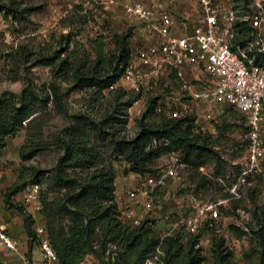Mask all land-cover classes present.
<instances>
[{
	"label": "rangeland",
	"instance_id": "1",
	"mask_svg": "<svg viewBox=\"0 0 264 264\" xmlns=\"http://www.w3.org/2000/svg\"><path fill=\"white\" fill-rule=\"evenodd\" d=\"M195 2L196 0H179L175 12L181 14V7H184L197 15ZM82 12L81 0H0V111L10 114L12 104L17 103L18 96L26 87H31L38 93H50L48 88L52 82H57L65 94V106L71 114L92 110L103 114L112 108L114 97L110 93L111 89L105 91L104 98L95 96L93 89L70 91L72 74L56 77V63L47 65L44 61L54 52L69 46L68 52L62 54L61 58L70 57L69 62L72 65H84L87 70L102 60L103 67L108 68L117 50V37L131 33L129 42L133 48L143 41L135 35L134 23L123 16L120 7L115 8L112 13L101 14L98 18L92 12ZM243 35H246L247 39L252 38L251 31L244 32ZM100 38L103 40L101 44L98 41ZM101 48L103 57H99ZM173 81L172 86L178 91L181 101H188L183 94L181 83ZM116 88L134 92L123 80L116 83L113 89ZM171 91L146 95L140 114L135 110L129 113L132 101L126 112L127 123L122 129V134L129 138L135 136L137 126L150 109L151 102H154V110L145 122L158 126L168 120L160 109L166 108L163 99L172 97ZM135 97L138 96L134 94L133 100ZM191 110L190 114L181 119L195 118L197 113L203 112L204 106L195 103L191 105ZM194 123L195 133L207 141L212 152L204 153L199 160V166L187 165L180 170L179 174L184 179L185 186L179 194L185 195L190 187H193L200 200L216 202L226 197L225 189L236 182L240 171L247 164L248 144L245 138L248 133V120L245 114L229 109L224 116L214 121L200 120V123H196L194 120ZM69 125V119L58 111L51 95L48 101L35 104L33 116L25 121L16 133L7 136L5 147L0 148V225L12 228L18 242L16 252L7 251L0 246V264H43L39 245L34 246L30 256L29 238L23 228V217L17 209L5 206V193L20 181L21 184H26L25 189L13 199L36 216L35 228L43 224L41 195L45 193L51 200H61L65 194V191L51 189V177L64 155L57 145V139ZM110 142L108 138L100 144L101 158L107 163L113 160L108 148ZM34 148L44 150L26 161L22 160L21 152L27 154ZM171 155L164 153L155 161L153 169L157 171L167 167L171 163ZM113 166L118 187L123 184L127 189L132 184L127 180L128 164L119 159ZM43 172L45 175L37 177L38 173ZM35 185L40 188L39 203H29L26 201V194ZM229 211L230 216L238 217L245 213L251 218L246 225L247 235L239 236L228 225L199 238L197 248L201 249L205 258L203 264H214L212 246L216 238L226 240L227 248L233 253L234 264L258 263V232L264 224L263 177L255 179L252 189L243 190L242 197L230 204ZM174 221L173 215L162 217L154 214L148 225L153 226L154 232L160 235L166 232ZM192 238L194 236L182 243L185 248ZM115 249L120 253L124 252L122 247ZM84 264L98 263L87 260Z\"/></svg>",
	"mask_w": 264,
	"mask_h": 264
},
{
	"label": "built area",
	"instance_id": "2",
	"mask_svg": "<svg viewBox=\"0 0 264 264\" xmlns=\"http://www.w3.org/2000/svg\"><path fill=\"white\" fill-rule=\"evenodd\" d=\"M178 1L81 0L82 13L92 12L97 18L120 7L123 16L134 23L135 35L143 39L131 46V58L121 78L138 96L130 114L134 110L140 114L146 95L163 94L176 80L188 101H181L177 93L173 102L160 109L166 118H185L191 105L199 103L204 110L196 114V123L214 121L229 109L245 114L248 120L247 164L236 182L225 189L224 199L202 201L193 187L182 200L177 199L178 187L173 199L171 186H185L179 172L187 165L180 153H172L171 163L153 174H136L124 197L117 199L120 221L130 228L141 227L154 214L175 217L144 264H164L163 242L167 238L183 243L191 236L202 238L228 225L247 232L251 218L245 213L230 216L226 210L242 197L243 190L253 188L256 178L264 179V67L257 62L264 55V0H247V4L245 0H196L198 14L187 18L175 12ZM241 23L250 27L252 38L239 40ZM178 29L183 33L176 34ZM39 198L40 188L32 186L26 201L39 203ZM36 233L43 264H61L43 224L37 226ZM0 246L18 251L17 240L3 227Z\"/></svg>",
	"mask_w": 264,
	"mask_h": 264
},
{
	"label": "trees",
	"instance_id": "3",
	"mask_svg": "<svg viewBox=\"0 0 264 264\" xmlns=\"http://www.w3.org/2000/svg\"><path fill=\"white\" fill-rule=\"evenodd\" d=\"M249 31L247 23L239 24V40L244 39L246 35L243 33ZM130 36L131 33L117 37V50L108 68L103 67L102 60L87 70L84 65H72L70 57L61 58L68 52L69 46L44 59L47 65L56 63V77L72 74L70 91L93 89L95 96L104 98L105 91L111 89L114 97L112 108L103 114L93 110L69 113L64 102L65 94L57 82L50 83V93H38L26 87L18 96L17 103L12 104L10 114L0 111V148L5 147L7 136L16 133L33 116L35 104L48 101L51 95L58 111L70 121L69 127L57 139L64 155L51 177V189L65 191V194L61 200H51L45 193L41 195L43 225L61 264H84L87 260L98 264H144L158 245L160 237L153 226L148 225L149 222L139 228H130L120 221L115 161L124 160L128 164L127 173L147 175L156 172L154 163L164 153H180L183 163L199 166L204 153L212 152L207 141L195 133V118L168 119L158 126L146 123L145 119L154 110V102L150 103V109L140 120L135 136L129 138L122 134L127 123L126 112L135 93L113 88L121 80L131 58ZM98 41L101 44L103 40L100 38ZM99 57H103L102 48ZM257 62L264 67V55H260ZM98 114L102 115L101 118ZM108 138L113 158L109 163L102 160L100 146ZM42 150L44 148H34L27 154L22 151L21 158L26 161ZM42 175L45 173H38L37 177ZM25 187L26 184L20 181L8 188L4 203L7 208L17 209L23 217L31 256L34 246L40 244L35 218L13 199ZM231 229L239 236L247 235V232L235 227ZM258 235L259 257L256 264H264L263 227ZM198 240L199 236L192 238L185 248L176 238L165 239L164 264H203L205 258L201 249L197 248ZM118 247H122L124 252H118L115 249ZM212 253L214 264H234L233 253L227 248L224 238L214 239Z\"/></svg>",
	"mask_w": 264,
	"mask_h": 264
},
{
	"label": "crops",
	"instance_id": "4",
	"mask_svg": "<svg viewBox=\"0 0 264 264\" xmlns=\"http://www.w3.org/2000/svg\"><path fill=\"white\" fill-rule=\"evenodd\" d=\"M178 5V4H177ZM183 4L181 3V6H182ZM180 8V7H179ZM181 8H183V9H181V11H182V13L180 14V15H184L186 18L187 17H191L192 15H195L194 14V11H191V10H188V8H184V7H181ZM177 9V8H176ZM178 14H179V12H178ZM182 30V29H181ZM180 29H178V30H176L175 31V33L176 34H181V33H183V30L181 31ZM170 91V90H172L171 91V94L173 95L172 97H170V98H164L163 100H164V103H168V102H173L176 98H175V96H176V94L178 93V91H176V90H174V88H173V86L171 85L170 87L168 86V89H166V90H164V91ZM177 97V96H176ZM127 180L128 181H131V183H133L135 180H136V174H134V173H129V176L127 177ZM120 184V183H119ZM121 186H119L118 187V184L116 183V197H117V199L119 200L120 198H123L124 197V193H125V187L123 186V184H120ZM188 186V185H187ZM178 187H184V186H181V184H180V186H179V184H176V185H173V186H171V194L174 196L173 197V199H175L176 198V194L178 193L176 190H177V188ZM177 199H179V200H182L183 199V195H178V198ZM229 209H230V206H228V208H227V210H226V214H228L230 211H229ZM29 213H31L32 215H33V217L35 218L36 216L32 213V212H29ZM229 215V214H228ZM36 219V218H35ZM20 221H21V223H22V218L20 219ZM0 227H3V228H5L6 230H7V232L10 234V235H12L14 238H15V233L13 232V229L12 228H7L6 227V225H4V224H2V225H0ZM16 239V238H15ZM8 251V250H7Z\"/></svg>",
	"mask_w": 264,
	"mask_h": 264
}]
</instances>
